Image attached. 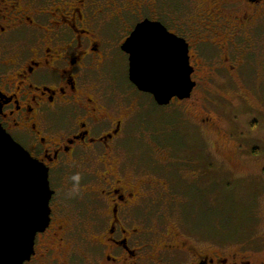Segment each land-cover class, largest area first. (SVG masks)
Returning <instances> with one entry per match:
<instances>
[{
  "label": "flooded vegetation",
  "instance_id": "af4514ba",
  "mask_svg": "<svg viewBox=\"0 0 264 264\" xmlns=\"http://www.w3.org/2000/svg\"><path fill=\"white\" fill-rule=\"evenodd\" d=\"M179 1L173 6L171 0H0V126L46 168L52 191L48 223L36 233L23 264H264V231L225 256L214 231L181 234L179 224L157 223L158 204H201L215 187L211 180L195 183L201 158L208 169L220 168L214 157L220 153L208 150L206 131L239 142L225 154L230 165L246 161L250 153L241 140L258 127L252 122L246 131L232 109L218 113L228 121V129L221 127L206 88L218 80L221 88L238 90L234 80L244 78L255 52L264 0ZM144 20L186 42L195 82L189 98L158 105L129 81V55L122 46ZM112 48L126 59L127 83L155 105L167 109L189 102L191 112L185 109L183 116L194 128L196 145L178 134L172 119H162V127L149 134L153 143L165 144L169 169L151 162L130 169L128 158L117 160L126 151L123 142L137 139L142 124L141 102L103 85L114 69ZM200 81L202 92L195 97ZM246 111L255 112L247 105ZM184 167L192 169L195 182L177 193L172 176Z\"/></svg>",
  "mask_w": 264,
  "mask_h": 264
},
{
  "label": "rangeland",
  "instance_id": "374dc122",
  "mask_svg": "<svg viewBox=\"0 0 264 264\" xmlns=\"http://www.w3.org/2000/svg\"><path fill=\"white\" fill-rule=\"evenodd\" d=\"M171 1L173 6L180 4L179 0ZM257 25L256 35L253 38L255 43L253 50L255 49V52L249 56V64L247 66L245 64L243 68L245 76L234 80L238 85V90L232 85L221 88L216 83L218 80L208 81V88H206L215 104L216 111H211L216 114V117L219 116L218 113L226 114V110L232 109L238 115V125L245 128L246 131L252 122L258 126L255 134L247 132L245 138L241 140L243 150L250 155L246 157V161L241 160L239 164L237 161L230 165L227 164L225 154L234 151L235 144L239 142L234 138L235 143L224 139L220 140L214 133L206 131L204 135L209 144L208 150L211 153H220V155L214 156L216 164L220 168L218 170L208 169L206 158H201L198 163L202 165L195 168V170H199L198 181L192 180V169L184 167L179 175L174 172L175 177H172L176 182L174 183L173 180L171 186H173L174 192L181 193V190L186 192L188 186L194 182L202 186L204 179L211 180L215 187L211 186L210 193H208V204L205 203L203 207V205L190 202H183L182 204L163 202V205L158 204L156 208L160 214L158 217H161V223L158 222L159 218H157V223L160 226L168 227L174 223L179 224L181 234L197 235L200 232L213 231L219 234L222 250L220 253L225 256L236 252L232 250L238 249V246L247 243L249 238L260 235L264 231V139H259L264 135V112L258 113V111H264V15L258 20ZM111 51L116 56L112 62L115 71L110 68V73L107 75L108 79L104 78L103 85L119 96L127 91L131 97L138 99L141 102L139 108L141 112L140 124L144 126L143 128L140 125L137 139H129L123 142L126 151L125 153L120 152L117 160L122 163L125 158H128L126 166L130 169L136 167L137 164L140 169H144L148 167L147 162H151L157 168L169 169L170 166L167 163L165 165L164 161L163 149L165 144L153 143L149 134L153 129L162 127V119H172L175 123L177 122L178 134L187 137L196 145L194 128L189 123H185L187 120L183 116L185 109L191 112L188 107L189 102L179 107L173 105L167 109L158 107L147 94L137 92L127 83L126 59L119 51L113 48ZM194 79L198 80L197 77ZM199 85L200 87L195 91V97L202 92L201 81ZM246 105L255 112H247ZM217 120L221 127L228 129L226 116H219ZM249 135L258 136V138L251 141ZM144 153H148L150 157L144 156ZM158 176L160 175L158 174ZM213 190L217 195L215 198L213 197ZM179 195L185 199L184 194ZM193 212L196 214L194 215Z\"/></svg>",
  "mask_w": 264,
  "mask_h": 264
},
{
  "label": "water",
  "instance_id": "95a60500",
  "mask_svg": "<svg viewBox=\"0 0 264 264\" xmlns=\"http://www.w3.org/2000/svg\"><path fill=\"white\" fill-rule=\"evenodd\" d=\"M122 49L129 55V81L156 104L190 97L195 82L182 38L144 20ZM51 194L46 168L0 126V264H23L30 258L35 235L49 220Z\"/></svg>",
  "mask_w": 264,
  "mask_h": 264
},
{
  "label": "trees",
  "instance_id": "16d2710c",
  "mask_svg": "<svg viewBox=\"0 0 264 264\" xmlns=\"http://www.w3.org/2000/svg\"><path fill=\"white\" fill-rule=\"evenodd\" d=\"M205 203H207L208 204V202L207 201H204L203 203H201V204H199V205H203V207H204V204ZM194 213V215L196 214V212H193Z\"/></svg>",
  "mask_w": 264,
  "mask_h": 264
}]
</instances>
